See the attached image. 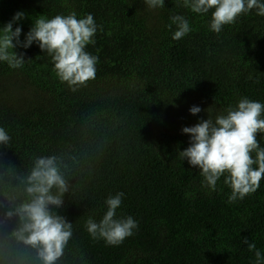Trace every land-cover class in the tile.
I'll return each mask as SVG.
<instances>
[{"label": "trees", "instance_id": "trees-1", "mask_svg": "<svg viewBox=\"0 0 264 264\" xmlns=\"http://www.w3.org/2000/svg\"><path fill=\"white\" fill-rule=\"evenodd\" d=\"M17 11L29 14L21 40L31 17L73 11L93 14L102 31L86 48L99 56L96 78L75 92L35 43L17 47L22 68L0 63V127L11 137L0 144V264H42L19 236V215L8 213L30 201L27 177L38 157L49 156L67 184L52 211L72 224L56 264H254L242 239L264 251V179L228 204L223 177L209 193L177 151L189 144L182 128L208 117L190 114V106L214 117L242 96L264 103V16L253 9L216 34L211 10L196 14L177 0L156 10L142 0H0V25ZM175 14L193 29L181 40L172 39L175 25L168 28ZM118 192L125 195L117 216L131 215L139 228L106 246L84 225L99 221L104 201Z\"/></svg>", "mask_w": 264, "mask_h": 264}, {"label": "clouds", "instance_id": "clouds-1", "mask_svg": "<svg viewBox=\"0 0 264 264\" xmlns=\"http://www.w3.org/2000/svg\"><path fill=\"white\" fill-rule=\"evenodd\" d=\"M150 10L165 7V0H142ZM191 12L206 15L211 10L209 29L219 34L225 25L233 24L241 14L255 9L258 16H264V0H177ZM29 18L24 11L14 13L11 20L0 25V63H7L10 69L22 68L26 62L17 47L28 49L34 43L43 53L51 57L53 71L61 83L75 92L94 80L97 74L99 56L86 50L95 45L98 25L93 14L78 18L76 12L58 14L52 18L43 16L32 19L29 30L23 32L22 21ZM169 30L173 40H181L193 29L189 20L182 14L170 17ZM15 25V27H14ZM177 96V95H176ZM174 98V97H173ZM173 102V99L172 101ZM207 109L192 105L189 112L197 115L207 111V119H199L192 126H184L182 133L189 136V144L177 154L192 168L198 169L202 177V189L216 192L218 182L231 189L226 203L234 204L255 193L264 179V146L258 134H264V103L242 96L235 105L218 112L214 117ZM11 137L4 127H0V144H7ZM55 188L54 193L52 189ZM26 192L30 201L21 204L9 216L19 215L22 226L19 236L25 243L37 249L42 264H56L72 235V224L52 211L63 205V193L67 184L61 175L56 157H38L31 174L27 177ZM123 192L109 195L104 201L106 212L97 221L89 217L85 230L94 240H103L106 246H119L134 235L139 228L138 220L129 216H117L122 205ZM249 252L254 253V264H264V251L257 248L254 241L242 239Z\"/></svg>", "mask_w": 264, "mask_h": 264}]
</instances>
